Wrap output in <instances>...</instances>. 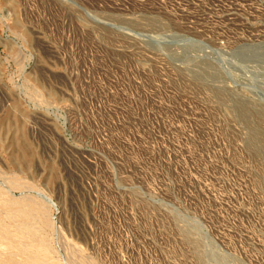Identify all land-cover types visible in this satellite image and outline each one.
I'll return each mask as SVG.
<instances>
[{"label": "rangeland", "instance_id": "1", "mask_svg": "<svg viewBox=\"0 0 264 264\" xmlns=\"http://www.w3.org/2000/svg\"><path fill=\"white\" fill-rule=\"evenodd\" d=\"M0 264H264V0H0Z\"/></svg>", "mask_w": 264, "mask_h": 264}, {"label": "bare ground", "instance_id": "2", "mask_svg": "<svg viewBox=\"0 0 264 264\" xmlns=\"http://www.w3.org/2000/svg\"><path fill=\"white\" fill-rule=\"evenodd\" d=\"M2 229V228H1ZM5 236V235H4ZM2 237V236H1ZM9 241V240H8ZM21 248V247H20Z\"/></svg>", "mask_w": 264, "mask_h": 264}]
</instances>
